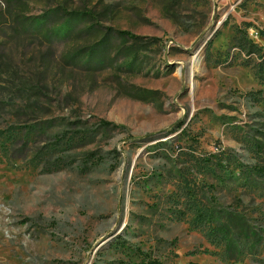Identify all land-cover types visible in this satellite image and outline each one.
Instances as JSON below:
<instances>
[{"label":"rangeland","instance_id":"1","mask_svg":"<svg viewBox=\"0 0 264 264\" xmlns=\"http://www.w3.org/2000/svg\"><path fill=\"white\" fill-rule=\"evenodd\" d=\"M55 9L43 29L22 26ZM72 11L93 14L50 41ZM12 12L0 15V264H264V0Z\"/></svg>","mask_w":264,"mask_h":264},{"label":"trees","instance_id":"2","mask_svg":"<svg viewBox=\"0 0 264 264\" xmlns=\"http://www.w3.org/2000/svg\"><path fill=\"white\" fill-rule=\"evenodd\" d=\"M17 1H21V0H0V15L4 16L6 13H8L9 15H12V7L14 5V3H16ZM12 6V7H11ZM3 7V8H2ZM56 12V13H55ZM57 9H55L54 11H52L50 14H41L39 15V17H36L35 19H33L32 21H27V23H23L22 26L26 27L28 30H40L43 29L41 28L43 24H46L48 17L50 16H54L56 17V14L59 15V13H57ZM91 14H93V12L89 11H72V13L66 18V21L63 23H60L58 25L55 26H49L47 32H46V36L48 39H50V41H55L56 38H64L68 35H70L73 30H74V23L77 21H80L82 19H87L89 16H91ZM15 23L17 22V18L15 20H13ZM14 22L10 21L11 24V29L16 31L15 33L19 32V26H17ZM54 25V24H52ZM3 26H6V24H4ZM118 35L121 38H124L126 40H132L133 42H138L140 39H142V36H138L128 30H122L120 32H118ZM109 38L104 41H108ZM105 63V59H103L102 57H98L97 62L94 64L100 65V64H104ZM102 124L104 126H108V125H113L115 127L121 128V129H125L127 128L126 125H122V124H116L112 121H102ZM224 239H226V243L229 247L233 246V239L230 235L227 234V232H224ZM235 245V244H234ZM154 264H157L156 262Z\"/></svg>","mask_w":264,"mask_h":264}]
</instances>
